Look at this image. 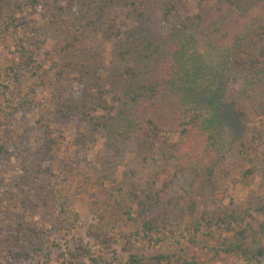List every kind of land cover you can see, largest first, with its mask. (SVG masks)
Masks as SVG:
<instances>
[{"label":"trees","instance_id":"trees-1","mask_svg":"<svg viewBox=\"0 0 264 264\" xmlns=\"http://www.w3.org/2000/svg\"><path fill=\"white\" fill-rule=\"evenodd\" d=\"M13 1L0 0V17L6 4L19 0ZM191 1L195 9L182 14ZM24 3L59 26L61 38L51 64L24 54L10 67L19 85L16 68L32 74L18 104L38 111L44 147L35 154L41 153L40 168L31 172L23 159L7 183L10 151L0 137L3 263H164L169 257L163 254L100 259L81 242L63 246L77 215L63 205L57 209L52 186L39 176L50 171L58 145L56 127L70 122L84 137L102 134L112 142L134 143L145 157L159 156L160 165L150 178L129 187L139 216L172 206L180 213L198 210L214 195L217 181L231 175L229 157L248 166L243 178L257 169L264 144V0H20L18 7ZM230 121L240 134L229 143L225 126ZM23 127L26 132L19 137H30L34 126ZM15 132L7 121L4 134L10 141ZM185 172L192 180L175 193L174 184ZM130 211L126 214L132 217ZM227 214L214 225L230 232L236 217ZM157 224L154 218L142 224L144 238L153 239ZM234 233L224 237L227 254L248 263L264 258L252 233L246 228ZM88 234L112 249V239L102 230L91 228Z\"/></svg>","mask_w":264,"mask_h":264},{"label":"rangeland","instance_id":"rangeland-1","mask_svg":"<svg viewBox=\"0 0 264 264\" xmlns=\"http://www.w3.org/2000/svg\"><path fill=\"white\" fill-rule=\"evenodd\" d=\"M18 2L6 4L0 17V137L8 141L10 151L5 162L9 169L6 171L7 183L16 175L14 169L20 168L23 159L31 172L40 168L41 153L39 156L35 154L44 147L41 139L43 125L40 127L37 123L40 117L38 111L22 109L18 104L33 82L32 74L27 69L16 68L22 82L19 85L15 82L17 74L10 67L19 63L24 54H32L44 65L51 64L55 58L54 48L61 38L59 26L50 24L41 11H34L25 3L21 8L18 7ZM183 7L182 14L191 12L195 9V2L191 1ZM174 15L175 19L179 17L178 14ZM40 97L43 99L46 94L41 93ZM47 107L50 111L56 108L51 104ZM45 116L50 118V112ZM7 121L13 132L20 122L15 132L17 137L13 141L4 134ZM63 124L56 127L58 145L50 171L39 176L52 186L57 209L63 205L77 215L68 242L63 241L64 247L74 241L81 242L100 259L163 254L169 258L162 264H169V261L172 264H264V258L248 263L222 249L224 237L232 236L236 230L244 228L252 233L250 238L256 239L259 249H264V213L261 211L264 205V144L260 148L257 169L250 176L242 177L241 173L248 167L244 161L229 157L227 162L231 175H226L228 171L223 173L227 177L217 181L214 195L209 196L208 203L198 210L180 213L172 206L164 210L154 209L141 217L130 201L129 187L132 183L142 186L150 178L160 165L159 156L145 157L134 143L112 142L102 134L84 137L76 132L73 123ZM24 125L35 128L28 138L19 137L22 132H26ZM262 126L264 128V119ZM239 134L240 130L233 121L226 124L225 136L229 143ZM32 162L34 165L30 166ZM191 180L188 173H182L173 191L182 193ZM3 192L4 188L1 189V195ZM128 208H131L132 217L126 214ZM228 211L236 217L233 223L235 230L230 232L214 225L221 218L225 219ZM151 218L157 221L158 227L153 239L149 240L144 238L141 228ZM91 228L102 230L110 237L112 249L91 237L88 234ZM0 264H4L1 255ZM17 264L31 263L25 261Z\"/></svg>","mask_w":264,"mask_h":264}]
</instances>
